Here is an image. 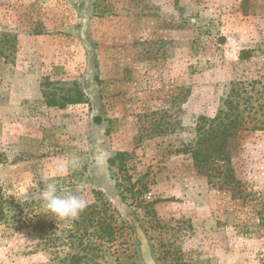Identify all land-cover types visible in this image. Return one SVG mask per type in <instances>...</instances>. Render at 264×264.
<instances>
[{"label": "rangeland", "instance_id": "374dc122", "mask_svg": "<svg viewBox=\"0 0 264 264\" xmlns=\"http://www.w3.org/2000/svg\"><path fill=\"white\" fill-rule=\"evenodd\" d=\"M56 81L87 102L49 107ZM233 83L250 124L231 171L214 162L208 177L189 148ZM260 122L264 0H0V184L35 199L33 224H0V264H145L139 230L155 264H264ZM44 174L86 201L78 217L47 211ZM98 194L118 210L113 237Z\"/></svg>", "mask_w": 264, "mask_h": 264}, {"label": "trees", "instance_id": "16d2710c", "mask_svg": "<svg viewBox=\"0 0 264 264\" xmlns=\"http://www.w3.org/2000/svg\"><path fill=\"white\" fill-rule=\"evenodd\" d=\"M250 55L249 52H245L242 58L248 59ZM51 85L53 86L51 91L43 89L44 97L49 107L65 109L71 105L86 103L88 100L78 82L56 81ZM244 91H246L244 84L233 83L216 116L212 119L200 117L198 120L196 128L197 140L189 150L199 172L208 177V171L214 162H223L225 167L228 165L227 170L231 171L232 157L230 147L232 141L237 139L241 129H245L246 125L250 124V121L241 110L242 103H247V101H243ZM98 121L100 122V120ZM258 125L255 126L256 129H264V122H260ZM124 157L125 153H118L114 158L109 160L110 166L115 167L117 162H121ZM97 197V202L100 201L101 212L104 216L101 224L104 234L103 238L106 235L113 237L114 228L106 222L107 218L113 220L118 210L114 209L104 196L100 195ZM34 204L35 199L32 197L23 199L7 197L3 193L0 184V224H7L17 231L28 227L34 223ZM262 226L264 227V221L262 222ZM74 259L76 262H80L79 258Z\"/></svg>", "mask_w": 264, "mask_h": 264}, {"label": "clouds", "instance_id": "9594fccd", "mask_svg": "<svg viewBox=\"0 0 264 264\" xmlns=\"http://www.w3.org/2000/svg\"><path fill=\"white\" fill-rule=\"evenodd\" d=\"M106 156L100 152L97 156L98 166L106 165ZM79 158L71 157L65 163L58 167V172L63 173L69 169H74L79 166ZM44 184L41 190V198L44 201V206L48 212L59 219L76 218L85 209L87 203L80 196L71 191H58L57 185L52 182L47 174L41 177Z\"/></svg>", "mask_w": 264, "mask_h": 264}, {"label": "water", "instance_id": "95a60500", "mask_svg": "<svg viewBox=\"0 0 264 264\" xmlns=\"http://www.w3.org/2000/svg\"><path fill=\"white\" fill-rule=\"evenodd\" d=\"M138 232H139V237H140L141 244H142V253H143L145 264H155L153 258L151 257L146 239L144 238L140 230Z\"/></svg>", "mask_w": 264, "mask_h": 264}]
</instances>
